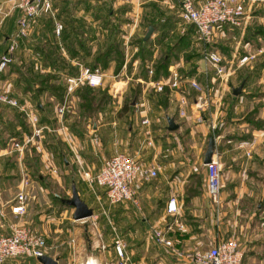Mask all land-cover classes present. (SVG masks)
<instances>
[{
  "label": "rangeland",
  "instance_id": "obj_1",
  "mask_svg": "<svg viewBox=\"0 0 264 264\" xmlns=\"http://www.w3.org/2000/svg\"><path fill=\"white\" fill-rule=\"evenodd\" d=\"M6 1L7 5L5 6V3L2 5L4 6V8L2 7L4 10L0 8V16H4L3 21L6 26H8L9 35L15 28V19L18 15V8L15 6V0ZM59 3H61L59 5L66 6L64 10L65 12H62V16L59 17V21L62 23L59 35L56 37L52 34L53 31L51 33L50 30H46L42 26L44 23V17H47L49 14H43L44 16L40 15L37 18L38 22L32 23L27 35L24 37L25 39H18L17 46L12 56V65L14 66L8 64L2 71H0V93L8 94L21 103L30 102L37 113V116L39 115V111L36 102L42 103V118L39 119L38 116V125H42L41 141L40 143H38L39 141L37 142V140H30L27 142V145L31 144L32 146L28 157L26 159L23 158L24 154L22 153L18 158L16 154L14 160L19 167V178L22 171H26L33 182H38V178L36 177L37 173L42 176V178H40L42 179L41 181H43L42 185L47 189L45 197L49 200H47L48 202H51L54 205L57 213L64 212L65 207H68L63 199L70 196L72 183L75 184L78 196L83 201L95 206V193L101 195V201H106L105 196L102 195V189L94 184L92 186L88 185V182L80 174L81 169L79 170V165L83 166L84 161L77 160V157L73 155L72 147L74 144L76 146L75 152H79L81 159L86 156L88 158V156L93 155L90 152V148H92L91 145L96 149L99 140L98 138L100 137L103 147L106 143L107 146H110V149L104 151L103 158L107 157L115 150L126 151L135 155V157L143 162L153 160L157 172L160 173L162 164L166 163L167 160H171L176 164L183 157L187 158L185 162L195 165L198 169L200 167H205L201 163V159L206 148L207 139L212 137L214 141L218 133L223 134V137L227 139L229 136H232L229 141L231 143L230 151L236 153L240 149L237 145L241 143L242 137L245 138V135H250L251 132L256 129L255 127H250L248 123L245 125L240 124L241 116L249 111L246 109L243 110V108H245V105L247 104L251 106L250 101L253 99H249L245 96L243 89L244 84H242L240 91L238 92L239 94L232 98L231 87L237 86L240 83V79L245 70L249 69L248 65L251 64L253 66L254 62H258V60L255 61L254 58H252L251 62H249L250 64L244 63L238 66L233 73L229 74L227 80L224 82L218 81L214 76L212 77V73H209L205 77L202 72L199 71L202 65L200 60L201 44L197 43L195 40L193 26L182 22L177 16L175 10L177 9L178 4L174 7L173 12L164 13L163 10V14L160 16L163 19L158 22L160 32L157 36L153 35L151 32L149 41L144 44L140 41V38L143 32L145 33L146 31L145 24L149 22L151 18L149 16L147 17L146 11L145 13H143V11L138 14V26L135 25L131 28V23H133L132 20L135 17V14L132 13V10L128 6V0H59ZM144 4V7H148L151 11L154 10V6L151 4L147 2ZM244 5L245 14L242 19L243 23L236 27L223 25L222 32L218 34L216 31V35H214L212 41L207 45L209 48L219 50L224 58L229 60V63L233 65V58L241 54V51L244 49L242 46L244 41L247 40L250 43L248 46H250L251 49L256 48V45L264 46V0H245ZM69 11L71 13L70 15ZM107 11L109 12L106 13ZM66 12H68V15ZM151 13L152 12H150V14ZM157 14L158 13H156L155 16ZM74 20H76V22H73ZM82 20L84 21L83 24L86 26L80 23ZM63 28L68 34V37L65 38V40L61 39ZM182 34H184V39L179 42L180 35ZM46 39L52 40L55 43V51L57 52L58 57H62L67 64L76 65L77 69L79 67L78 64L91 66L92 56H94L100 49L105 48L107 44L111 42L117 45L119 44L122 61L118 69L122 68L123 70L121 72L117 70L118 72L114 74L113 68L115 61L112 59L107 66L109 69L103 74L101 83L95 86L89 85L90 87H93L92 98H94V102H96L97 99H100V97H103L101 100H104L105 102H101L102 104L100 103L99 106H95V103L93 102L90 107L85 108L84 106H80L81 99L75 93V88L72 92H69L66 95L64 89L62 97H57L56 94H52L49 90L34 95L32 90L26 89L27 86L24 76H26V78L29 77V80H33L31 79L32 77H30L31 69L33 71H38L50 67L49 65L43 64L42 52L39 51L40 49L38 48V45L45 43ZM80 41L83 43L84 49H89V55L86 56L82 50H78L77 42ZM126 42H130L131 45H136V50L130 48L131 55H129V50L128 54L125 52ZM46 45L47 44L44 46ZM172 45H175L173 50L175 55L174 53L172 54L174 56L171 63L174 64L171 65L178 70L181 77L188 78L190 75L194 76L202 83L207 82L211 89L207 101L208 106H206V109L198 111L192 109V107H188L192 101V97L195 96L196 91L183 85V90L188 94L189 105L185 107V115L178 116L176 113V103L174 101L173 118L177 119L174 120V122L178 123V126L174 129H168L167 122L164 120L163 116H161V112L157 113L159 110L154 102L157 94H155L152 83H150L149 80H156L165 76L160 74L156 78L152 77L154 72L153 62L161 51H164L168 46ZM68 48H74L76 54L71 56V52H69ZM232 51H234V55H231ZM111 55H115L113 51ZM125 57L127 58L126 60H124ZM151 57H153L154 60L151 61ZM135 58L136 61L133 62ZM124 61L125 65L123 66ZM31 62L34 69L31 66ZM97 65L102 71L103 68L99 64ZM65 67L66 65H62V62L60 61L58 62V66L51 69L55 74L53 78L55 84L62 85L63 87L64 77L67 75ZM149 67L152 68V74L147 71ZM19 71L23 72L24 75L19 73ZM143 71H146L145 74H147V78H143L141 75ZM255 79L256 78H254L253 81L250 80L251 89L257 85L262 88L264 86V77L260 82L254 81ZM34 83L32 82L31 85L33 86ZM105 88H108L107 92ZM102 90L105 94H103ZM232 102L234 105H237L236 108H234ZM123 104H126L125 109H121L120 107ZM135 104L138 109L135 107ZM61 105H63V108L59 113L57 112V106ZM14 107L19 114V120L26 124V128L21 126V134L24 132V134L27 133L25 135H28L31 132V127L25 118L24 112L19 110L16 106ZM141 111H143L149 118L148 125L140 123ZM192 112H194V114ZM188 114L192 116L190 118H193V123L190 122L189 124L182 120L184 118L187 119ZM196 116L199 117V120L196 119ZM250 117H252L254 121H259V119L262 118L258 115L256 110ZM195 123H200L201 125L195 126ZM211 123L213 124L212 127ZM93 125H97L98 128L94 130ZM3 129L4 128L0 126V130L2 131ZM147 129L149 130L153 141L150 147H142L141 144L145 138L144 132ZM64 135H67L69 143L64 140ZM24 136L22 134L20 139L22 140ZM72 136H75L76 139H78L77 143L79 142L81 144L82 139H87L83 142L84 147H78L76 142L73 143L71 141ZM119 138H121V141H114ZM54 144L59 146V152L64 153L63 157L67 158L70 162L66 167L67 171H64L65 164L62 162L63 157L57 155L55 161L53 160L54 157L49 148ZM86 144H89V146L87 147ZM152 145H154V147H151ZM258 147L263 148L264 143L258 145ZM151 149L155 151V154L150 152ZM44 150L45 152L47 151V153L44 154L45 157H43ZM168 150H170L171 153H167ZM12 152L13 150L11 153ZM87 158L85 159L87 160ZM103 158H88L94 160V165L90 170L91 174L96 172ZM247 158L251 160L253 167H250L251 171L249 173L245 172L243 180L247 181L250 185L246 189L238 190L240 196L239 199L230 207L229 211L224 213V217L226 215L234 214L237 217H240L241 220H246L248 215L253 214L252 218L254 219V216L257 215L256 212H258L256 204L261 203V206L264 207V198H260L262 188H264V166L257 163L255 157L252 156L251 151L250 156ZM49 159L56 167V172L54 174H48L45 172L47 160ZM240 159L241 158H237L234 164L239 165L241 162ZM9 162L10 160L4 161L3 163L6 164ZM185 162L182 164H185ZM241 175V173L238 174L235 172L232 180L237 183L241 182ZM155 177H157V174ZM11 190L12 192H15L16 189L13 190L12 188ZM35 191L33 185L27 190L28 195L25 210L26 212L29 210V215L34 214V216L37 217L40 212L35 210L42 208L44 205L38 206V203H35L34 199L31 201V198L34 197ZM52 207H47L48 209H45L46 213L51 210ZM33 211L35 212L32 213ZM65 214L67 215L68 213ZM260 214H262V212ZM254 221L252 223H258V226L260 225L259 220H256V222ZM75 223L81 225L82 228L81 235L84 238L86 246L84 251L89 249V251L93 253V256L88 259H92L95 264H104L102 260L97 259L98 248L92 246L94 244V238L97 236V231L92 233L86 230V228L89 229V221L78 223L76 220ZM52 226L50 228L51 233L45 227L46 233L44 236L46 245H49L55 240H57V242L63 241L59 245V251L66 250L68 244L65 241L70 238L67 236L68 232H58L59 235L56 239L54 235L57 231L54 233V231H52ZM69 229H71L70 226ZM91 230H93V227ZM224 232L225 231H222V234L220 235L222 239H226ZM88 245L89 248H87ZM207 246L208 243L205 242L200 248L205 249ZM45 250L48 253L51 252L49 247L45 248ZM243 255L242 252L241 261L243 260ZM0 264L40 263L35 262L33 258L24 255L6 259L0 262ZM61 264H72V260L66 262V258L64 257V262Z\"/></svg>",
  "mask_w": 264,
  "mask_h": 264
},
{
  "label": "crops",
  "instance_id": "obj_2",
  "mask_svg": "<svg viewBox=\"0 0 264 264\" xmlns=\"http://www.w3.org/2000/svg\"><path fill=\"white\" fill-rule=\"evenodd\" d=\"M128 1V6L132 10V13L135 14V17L132 20L133 23H131L130 20L131 26H138V14L143 11V13H145L146 11L147 17L149 16L151 20L156 23V27H152V33L155 36H157L160 32L158 28V22L163 19L160 17L163 14V10L164 13L173 12L174 7L178 4V0ZM146 2L154 6L153 9L155 11H151V9H148V7H144V3ZM4 3L6 6L7 1L0 0V8H4V6H2ZM59 4H61L59 3V0H51L53 12L51 17L53 20H59V17L62 16V12H65L63 5ZM150 12L152 13L150 14ZM66 13L68 15V12ZM156 13L158 14L155 16ZM70 14L71 13L69 11V15ZM3 19L4 16L1 15L0 53L3 52L6 47L8 42L7 36L9 33L8 26H6ZM83 20L82 22L80 21L81 24H83ZM36 22H38L37 19L34 21V23ZM73 22H76V20ZM148 26L149 25L147 22L145 24V28ZM215 32L220 34V32H222V26L216 28ZM143 35L144 32L141 37ZM148 37H150V35ZM248 45H250V43L247 40L243 42L242 46L244 49L241 51V53L245 51L254 52L255 55L253 58L255 61L258 60V62H254L253 66L249 63L252 59L246 62V64L249 63L250 65H248L249 69L245 70L243 73V76H245L246 79L243 83V89L245 96L253 100L250 101L251 106L247 104L243 110H250L256 106L258 115L264 119V95L250 96L251 92L264 91V86L260 88L257 85L251 89L250 85V80L253 81V79L256 78L254 81L260 82L264 77V46L256 45L255 47L258 48L256 52V48L251 49ZM234 54V51H232L231 55ZM153 57H151V61L154 60ZM171 64L174 63H170L169 65ZM237 67L238 66H233L231 73H233ZM108 69V67L102 69L103 74H105ZM118 70L121 72L123 69L120 68ZM117 72L118 71H113L114 74ZM162 92L163 91H155L157 96L155 97L154 102L159 110L157 113L161 112V116H163L164 120L166 121L168 116L173 117V103L176 98V92H173L169 89L165 91V104L160 101ZM40 104L42 103L40 102ZM232 105H234L233 102ZM236 107L237 105H234V108ZM16 111L17 110L14 106L0 102V126L4 128L2 131L0 130V233L8 232L10 223L13 220V216L9 211V206L13 202L14 194L17 190L19 181V167L14 160L17 151L11 147V141H20V136L22 134L23 136L27 134H24V132L21 134V120H19L20 117ZM141 113V116L145 114L143 111H141ZM192 113L194 114V112ZM38 116L39 119H41V110H39ZM190 117L192 116L188 114V118H184L182 120L188 122L189 124L190 122L193 123V118ZM173 120L177 119L173 118ZM200 123H195V126H200ZM240 124L245 125L247 123L241 121ZM93 128L95 130L98 128V126L93 125ZM230 138H232V136H229L227 139L223 137V134L218 133L217 137L213 141V154L220 162L222 184L219 192L220 200L217 205L213 204L209 199L206 188L205 167H200L199 170L195 165L185 162L187 158L183 157L176 164H174L171 160H167L166 163L162 164L160 173L157 172V177H153L148 181L138 180L135 182L134 186L138 198L137 205H134L126 200L109 204L105 200L101 201V195L96 193L94 194L96 199L95 206L84 201L87 206L91 207L92 212L97 214V218L94 220V223H91L89 218H86L84 221L72 218L73 207L69 206L68 204L66 205L68 207H65L64 212L57 213V211H55L54 205L51 202H48L49 200L46 199L45 192H47V189L42 185L43 181L40 179L42 177H39L37 179L38 182L32 181L33 188L36 191L34 197L31 198V201L34 199L35 203H38V206H44L35 210L40 212L37 217L34 216V214L29 215V210H27V212L25 210V212L21 215V222L26 223L31 228H33L39 235L44 237V240L46 229H48L51 233L50 228L52 225V231H54V233L57 231V233L54 235L56 239L59 235L58 232H68L67 236L70 238L65 241L68 244L66 246V250L59 251V245L63 241L57 242V240L47 245L51 251L50 253L45 250V253L56 258L58 264L64 262V257L66 258V262L72 260V264H95L92 259H88L93 256V253L89 251V249L84 251L86 246L84 243V238L81 235L82 228L81 225L75 223L76 220L78 223L89 221V229L86 228V230L92 233L97 231V236L94 238V244L92 246L94 248H98L97 259L102 260L104 264H115L117 256L115 254L113 245L117 240L123 243V248L127 256L126 264H191L190 254L192 251L195 248H200L205 242H207L209 245L217 240H221L222 237H220V235L222 234V231H225L224 233L226 238L233 237L237 240L238 247L244 254L241 264H264V207L261 206V203L256 204L258 212H256L257 215L254 216V219L252 218L253 214L248 215L246 220H241L240 217H237L234 214L226 215L225 217L223 216L224 213L229 211L230 207L233 206L239 199L240 196L238 190L246 189L250 185L247 181L243 180V177L245 172L249 173L251 171L250 167H253V163H251V160L247 158L250 155H244V150L247 148L250 149L252 156L255 157L257 163L261 164V166H264V147H258V145L264 143V122L261 127L254 129L250 135L245 136V138L242 137L241 143L237 145L240 147V149L239 151L236 150V153L230 151ZM98 139L99 140L96 148L97 150L94 149L93 145H91L92 148H90V152L93 155L88 156V158L102 159L104 156V151L110 149V146H107V143L103 147L100 137ZM77 140L78 139H76L75 136L71 137V141L73 143H77ZM86 140L87 139H82V144L78 142L76 145L78 147H84L83 142ZM119 140L121 141V138L118 140L115 139L114 141L119 142ZM40 141L41 139L38 143H40ZM152 141L153 140L151 137L150 144H146L145 141H143L141 145L142 147H150ZM86 145L87 147L89 146V144ZM70 146L72 147L71 144ZM29 147H31V144H26L24 146L22 153L24 154L23 158L25 159L29 155ZM151 147H154V145ZM58 148L59 146L57 144L51 145L49 148L51 154L54 157V161L57 155L60 157L64 156V153L59 152ZM75 148L76 146L74 144L72 147V151L74 153L73 155H75L79 161H84L83 166L79 165V170L81 169L80 174L83 177L82 169L88 170L90 172L92 166L94 165V160L88 159L87 156L83 157L82 159L84 160H82L79 156V152H75ZM12 150L13 154L11 153ZM152 150L153 149H151L150 152L155 154V151ZM43 152V157H45L44 154H46L47 151L45 152L44 150ZM167 153H171V151L168 150ZM85 158H87V160ZM237 158H241L239 165L234 164ZM8 160H10L9 163H3L4 161ZM62 162L65 164L64 171H67L66 167L70 163L69 160L63 157ZM148 162H153V160L146 161L145 163ZM183 162H185V164H182ZM45 172L48 174H54L50 173L47 167L45 168ZM235 172L242 174V180L239 183L232 180ZM71 185L75 186L73 183ZM12 188L13 190L16 189L15 192H12ZM263 190L264 188H262L260 198H264ZM102 195L104 196L103 190ZM170 196H173L176 206L174 213H169L165 209L166 201ZM50 206L53 207L46 213V210L48 209L47 207ZM103 210L104 212H102ZM261 212L262 214H260ZM65 213L68 214L66 215ZM256 220H259V226L258 223H252L253 221L256 222ZM91 225L93 230H91ZM69 226L71 229H69ZM154 227L162 229L165 228L167 230L166 234L171 240V245H164L154 241L151 231ZM87 248H89V245ZM33 259L35 262L40 263L36 258Z\"/></svg>",
  "mask_w": 264,
  "mask_h": 264
},
{
  "label": "built area",
  "instance_id": "obj_3",
  "mask_svg": "<svg viewBox=\"0 0 264 264\" xmlns=\"http://www.w3.org/2000/svg\"><path fill=\"white\" fill-rule=\"evenodd\" d=\"M245 0H178L176 14L179 19L188 24H192L195 34V40L201 44L200 60L202 62L200 72L206 77L209 73L220 82L227 80L232 72L233 66H240L251 60L255 53L245 51L237 55L234 65L225 59L223 54L215 49L209 48L207 45L212 41L216 28L223 25L229 27L240 26L245 14ZM15 6L18 8V15L15 19V28L8 35V42L3 52L0 53V71L4 69L10 61H12L13 52L17 46L18 39L24 38L32 23L40 16L49 14L52 16L51 0H15ZM53 34L57 37L62 28V23L54 19ZM133 25L131 26V28ZM125 52L131 55L130 48L136 50L135 44L126 42ZM258 48H256V51ZM127 58L125 57L124 60ZM136 61V58L133 62ZM78 71L73 74H67L64 77L65 95L72 92L79 85L87 84L90 86L99 85L102 81L103 72L98 65L89 66L78 64ZM125 65V61L123 66ZM233 65V66H232ZM152 74V68L147 69ZM156 92L167 89L176 92V113L178 116L185 115V107L189 105L188 94L183 90V85L189 89L196 91L192 97L190 107L194 110H204L208 106L209 91L211 87L207 82L202 83L194 76L182 78L178 70L172 66H168V73L164 77L156 80H149ZM181 88V90H180ZM0 102L16 106L24 112L25 118L31 127V132L25 135L22 140H13L11 147L17 151V156L22 154L24 146L30 140L37 142L41 137L42 125H38V116L33 105L30 102H19L16 98L0 93ZM135 107H138L135 104ZM63 105L57 106V112H61ZM199 120V117L196 116ZM140 123L148 125L149 118L146 114L140 117ZM211 123V127H212ZM62 126V124H61ZM145 143H151L149 130H145ZM65 141H68L67 135H64ZM244 155H250V149L244 150ZM78 160V158H77ZM206 170V188L210 201L217 205L220 200L221 173L220 162L211 154L210 160L203 164ZM46 167L50 173L56 172L54 164L47 160ZM21 170V169H20ZM82 174L90 186L93 184L100 187L107 203L113 204L119 201H129L134 205L138 204L135 182L138 180L148 181L156 176L157 168L154 162L145 163L134 155L126 151H114L105 157L99 165L96 172L91 174L88 170L82 169ZM32 179L26 171H22L20 175L17 190L14 194L13 202L9 206V211L13 216L9 230L6 233H0V262L14 257L33 256L36 257L45 253L47 247L44 238L29 225L21 222V215L25 211ZM165 209L169 213H174L176 206L173 196H170L165 204ZM104 212V210L102 211ZM89 218L91 223L97 218V214L91 211L87 217L80 218L84 221ZM152 234L156 243L171 245V240L167 236L165 228H152ZM114 251L117 256L115 264H126L127 256L125 254L123 243L117 240L114 243ZM242 251L238 247L237 240L233 237L217 240L209 244L205 249L195 248L190 254L191 264H241Z\"/></svg>",
  "mask_w": 264,
  "mask_h": 264
},
{
  "label": "trees",
  "instance_id": "obj_4",
  "mask_svg": "<svg viewBox=\"0 0 264 264\" xmlns=\"http://www.w3.org/2000/svg\"><path fill=\"white\" fill-rule=\"evenodd\" d=\"M66 6L63 5V9L65 10ZM109 11H107L106 13H108ZM105 15V13H104ZM44 16V15H43ZM53 24V19L50 15H47V17H44V23L42 24V26L47 30H50V32L52 33L53 28L52 25ZM148 25H151L153 28L156 27V23L153 22V20H150L148 22ZM192 25V24H191ZM53 34V33H52ZM8 37V36H7ZM68 37L67 31L63 28L62 32H61V39L65 40V38ZM23 39V38H21ZM25 39V38H24ZM149 37L144 38V35L140 38V41L142 43H146L148 42ZM184 39V34L180 35L179 38V42L182 41ZM78 43V50H82V52L84 53V55H89V49H84V45L83 43L77 42ZM45 44H47L46 46H44ZM38 49L39 51L42 52V58H43V64L44 65H49V68H44L38 71H33L31 69V74L30 77H32L31 79L33 80H29L30 78H26V76H24L25 81H26V89L32 90V92L34 93V95H38L41 92H44L45 90H49L52 94H56L57 97H62V94L64 92V87L62 85L59 84H55L54 82V72L51 71V69H53L55 66H58V62H62V65H66V74H73L76 73L78 71L77 66L76 65H71V64H67V62H65V60L62 57H58L57 56V52L56 50V45L53 41L46 39L45 43L43 44H39L38 45ZM175 48V45L172 46H168L164 51H161L160 54L157 56V58H155V61L153 62V66H154V72L152 74L153 78L158 77L160 74L166 75L167 73V67L168 65L171 63V60L173 58V56L175 55V53L173 52ZM69 52H71V56H74L76 54L75 49L73 48H68ZM112 51L114 52L115 55H111ZM174 53V55H172ZM56 54V55H55ZM143 55V53H142ZM114 59L115 64H114V68L113 71L116 72L118 70V67L121 64L122 61V57H121V49L119 44H115V43H109L105 46V48L100 49L99 51L96 52V54L94 56H92V66H95L97 64H99L103 69L106 68L109 65L110 60ZM144 59V58H143ZM142 59V60H143ZM58 61V62H57ZM9 65L13 64V62H9ZM264 64V63H263ZM14 66V65H12ZM31 66H32V62H31ZM33 67V66H32ZM15 68V67H14ZM34 69V67H33ZM16 70L18 71V69L16 68ZM146 71H143L141 73V75L143 76V78H147V74H145ZM19 73L23 74V72L19 71ZM245 76L241 77L240 82L242 81V84L245 82ZM34 83V85L32 86L31 83ZM234 86L231 87V90ZM106 92L108 88H105ZM93 87H90L87 84H82L77 86L74 91L75 93L80 97L81 101H80V106H84L85 108L90 107L91 104H93L94 102V98H92V91ZM165 91H167V88L165 87L163 89L162 92V96L160 98V101L163 102L165 104L166 102V97H165ZM103 94H105V92L102 90ZM239 94V93H238ZM238 94H232L231 92V97H235ZM252 95H256V96H261L264 95V91L262 92H251L250 96ZM104 96V95H103ZM103 98V97H102ZM100 97V99H97L95 103V106H99V104L101 102H105L104 100ZM36 106L38 108V111L41 110L40 107H42V104H40V102H36ZM102 104V103H101ZM127 104V103H126ZM126 104H123L121 107V109H125L126 108ZM256 110V112H258L256 106L253 107L251 110H249L245 115L241 116V121H245L246 123H248L250 125V127H255V128H259L262 126L264 119L260 118L259 121H254L252 119L251 114L254 113ZM42 118V115H41ZM226 119V118H225ZM21 126L23 128H26V124L23 123V121H21ZM249 135V134H247ZM245 135V136H247ZM32 149V146L29 147V150ZM37 178L42 177L40 176V174L37 173L36 175ZM70 206V205H69ZM31 258H35L33 256H29Z\"/></svg>",
  "mask_w": 264,
  "mask_h": 264
},
{
  "label": "water",
  "instance_id": "obj_5",
  "mask_svg": "<svg viewBox=\"0 0 264 264\" xmlns=\"http://www.w3.org/2000/svg\"><path fill=\"white\" fill-rule=\"evenodd\" d=\"M152 32V26L149 25L146 28V31L144 33V38H147ZM242 86V81L237 85L234 86L231 90L232 94H238L240 91V88ZM167 128L168 129H174L177 127V123L174 122L173 117L168 116L167 119ZM213 152V138L209 137L207 139L206 148L202 155V164L208 162L210 160L211 154ZM63 201L72 206V218L74 219H80L87 217L91 214V207L87 206V204L78 196V193L75 189L74 185H71V194L69 197L64 198ZM41 264H58L56 258L46 254L42 253L35 257Z\"/></svg>",
  "mask_w": 264,
  "mask_h": 264
}]
</instances>
